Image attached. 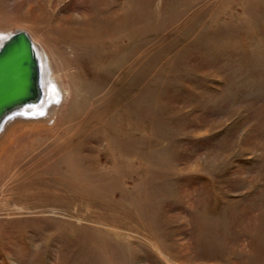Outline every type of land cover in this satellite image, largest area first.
<instances>
[{
    "label": "rangeland",
    "instance_id": "obj_1",
    "mask_svg": "<svg viewBox=\"0 0 264 264\" xmlns=\"http://www.w3.org/2000/svg\"><path fill=\"white\" fill-rule=\"evenodd\" d=\"M19 31L71 95L14 132L0 264H264V0H0Z\"/></svg>",
    "mask_w": 264,
    "mask_h": 264
},
{
    "label": "bare ground",
    "instance_id": "obj_2",
    "mask_svg": "<svg viewBox=\"0 0 264 264\" xmlns=\"http://www.w3.org/2000/svg\"><path fill=\"white\" fill-rule=\"evenodd\" d=\"M90 27H92V26H90ZM82 32L83 33L81 35L83 37H84V35L87 36L89 34V26H88V24H84V29H83ZM10 36L11 35L0 34V39H1L0 46ZM92 36H93V34H92ZM29 39H30L31 44H32V46L34 48L33 52H34V55H35V63L37 65V70H38V85L39 86H38V88H36L37 89V93L35 95H33L32 98H30L29 100L19 104L18 106L12 108L11 110H9L0 119V181H2L3 179L7 178L8 181L14 182V181H16V180L21 178V179H23V181L20 179V181H21L20 183H22V185H25V187H26V182H24L25 179L22 178V177H26V174L29 172L30 168H26L25 170L20 171L19 168H18V162L16 160L18 158H19L18 160H21V159H23L25 157V152L21 151V149L19 151V148H21V147H19L18 144L21 142V139L24 136L27 135L25 133L27 131H21V133L19 135L18 134L17 135L14 134V132H16L19 129L20 130L24 129V127H23L24 125L27 128L29 126H31L32 128H39L40 126L41 127L44 126V123L47 120H49L51 118H55V116L58 115V113L60 112L59 108L66 102V100H68L67 98L70 97V95H71L69 88L68 87L66 88L64 86L63 79H60L59 76H57V69L54 67V64H53V61L51 59V56L48 54L49 52L46 53V55H45L43 52H41V50L39 51V47H38L39 45L37 44V42H33L30 37H29ZM45 51H47V50H45ZM25 57H26V49L23 47V48H21L19 50L18 54L8 55L7 58H5V56H4L0 60V94L1 93H3V94L5 93L3 90H4L5 87H7L8 84H12L13 85V84H15V82H18L19 79L22 80L24 78L23 77V72L21 70V62L24 60ZM41 57H43V59ZM40 58L44 61L43 63H44V66H46V70H47V74L46 75H47L48 79H50L52 81V84H53L52 87H51L52 88V93L50 94L51 95L50 97L52 99H51L50 102L44 104L43 106L38 104L34 108V106L32 107V105L36 104L37 102H39V100L41 99V95L43 94V92L41 90V85H40V83H41L40 78L41 77L39 76V68H38V64H39L38 62L40 61ZM3 74H5V75H3ZM6 74L9 75V78H7V79H5L6 78ZM24 86L26 88H29V92L32 94L31 87H28V84H24ZM61 112H62V110H61ZM39 135L41 136V134H39ZM45 136H47V135H45ZM41 137H43V136H41ZM23 140H24V138H23ZM30 144H32V143H30ZM17 146L19 148H17ZM23 150H24V148H23ZM43 157H45L44 159H46V155L43 156ZM28 160H29V158H28ZM29 161H26V162H29ZM43 161L44 160L42 158H39V160H37V162L36 161L35 162L32 161L30 163H31L32 166H35L37 163L41 164ZM35 171H36V169H34L32 172L34 173ZM7 187H9V186H7ZM26 189H27V187H26ZM26 189H23L21 191H24L25 194L34 195V193L31 194ZM91 208H94V207H91ZM84 209L86 210L85 211V220H89L90 219L92 221H95V223H100V224H102V223L104 224L105 223L104 216H105L106 213L105 214L101 213L100 216H92L91 211H90L91 209H90L89 206L85 205ZM93 213L95 214V212H93ZM98 214H99V212H98Z\"/></svg>",
    "mask_w": 264,
    "mask_h": 264
},
{
    "label": "water",
    "instance_id": "obj_3",
    "mask_svg": "<svg viewBox=\"0 0 264 264\" xmlns=\"http://www.w3.org/2000/svg\"><path fill=\"white\" fill-rule=\"evenodd\" d=\"M23 47L26 49V57L21 62V70L24 78L22 80L19 79L18 82H15L13 85L8 84L3 90L5 93L0 94V119L9 110L29 100L37 93L36 88L39 86L38 70L35 63L34 48L26 32L19 31L12 34L2 43L0 46V60L4 56L7 58L8 55L18 54L19 50ZM7 78H9L8 74H6L5 79ZM24 84H28V87H31L32 94L29 92V88H26Z\"/></svg>",
    "mask_w": 264,
    "mask_h": 264
}]
</instances>
